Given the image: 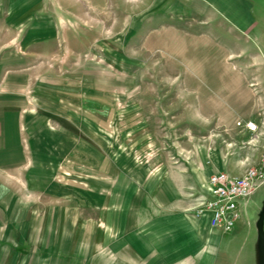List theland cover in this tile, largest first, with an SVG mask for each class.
<instances>
[{
  "label": "rangeland",
  "instance_id": "obj_1",
  "mask_svg": "<svg viewBox=\"0 0 264 264\" xmlns=\"http://www.w3.org/2000/svg\"><path fill=\"white\" fill-rule=\"evenodd\" d=\"M33 3L0 13V264H91L129 218L125 189L158 193L161 225L214 170L259 162L264 35L159 0ZM250 220L223 251L264 264V212Z\"/></svg>",
  "mask_w": 264,
  "mask_h": 264
},
{
  "label": "crops",
  "instance_id": "obj_2",
  "mask_svg": "<svg viewBox=\"0 0 264 264\" xmlns=\"http://www.w3.org/2000/svg\"><path fill=\"white\" fill-rule=\"evenodd\" d=\"M84 1L94 6L97 1L104 0ZM159 2L164 13L168 15L185 13L203 15L209 18L207 19L209 22L219 18L236 31L253 33L251 36L253 38L264 35V0H159ZM35 7L33 0H0V13L8 11L13 16L31 15ZM2 79L0 76V83ZM3 103L0 102V111L4 110ZM9 108L18 109V105L15 103ZM218 170L220 169L210 173L209 177ZM194 173L197 178L195 170ZM205 185L207 187V183ZM125 191L129 195H125L127 202L123 206L127 209L125 215L129 218L118 230V234L109 240L106 248L93 252L91 264H238L240 260L238 254L223 251L224 240L233 239L237 232L250 225V218L256 217L258 221L264 212L263 189L246 205L243 219L232 234L214 231L208 213L197 218L189 210L182 216L176 215L165 224L159 225V194L148 198L145 191L146 194L141 193L140 198L136 200L133 199L135 198L133 189ZM156 191L159 192V188ZM193 205L195 204H191L190 208ZM137 212L141 220L140 225L137 224L139 226L134 225ZM247 259L251 261L250 258Z\"/></svg>",
  "mask_w": 264,
  "mask_h": 264
},
{
  "label": "built area",
  "instance_id": "obj_3",
  "mask_svg": "<svg viewBox=\"0 0 264 264\" xmlns=\"http://www.w3.org/2000/svg\"><path fill=\"white\" fill-rule=\"evenodd\" d=\"M244 126L257 140L259 125L249 121ZM263 189L264 146L260 148L259 162L244 172L238 173L227 167L214 172L208 179L205 193L189 211L197 218L208 213L212 229L229 235L243 219L246 205Z\"/></svg>",
  "mask_w": 264,
  "mask_h": 264
},
{
  "label": "bare ground",
  "instance_id": "obj_4",
  "mask_svg": "<svg viewBox=\"0 0 264 264\" xmlns=\"http://www.w3.org/2000/svg\"><path fill=\"white\" fill-rule=\"evenodd\" d=\"M207 185H208V181H207Z\"/></svg>",
  "mask_w": 264,
  "mask_h": 264
}]
</instances>
